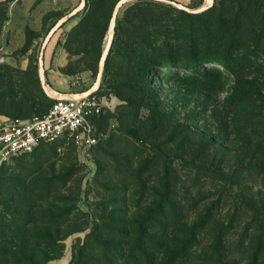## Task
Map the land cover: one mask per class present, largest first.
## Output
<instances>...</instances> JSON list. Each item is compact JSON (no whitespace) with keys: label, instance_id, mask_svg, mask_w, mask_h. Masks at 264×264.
<instances>
[{"label":"rangeland","instance_id":"374dc122","mask_svg":"<svg viewBox=\"0 0 264 264\" xmlns=\"http://www.w3.org/2000/svg\"><path fill=\"white\" fill-rule=\"evenodd\" d=\"M120 2L0 0V121L51 107L40 56L48 88L92 89ZM205 5L119 8L100 84L105 107L93 120L99 142L64 138L0 163V264H161L194 227L203 231L192 256L205 255L219 229L226 264H250L259 241L264 248V0L224 35L239 43L221 56L234 70L132 62L143 40L142 50L190 64L183 49L196 19L180 12Z\"/></svg>","mask_w":264,"mask_h":264},{"label":"trees","instance_id":"16d2710c","mask_svg":"<svg viewBox=\"0 0 264 264\" xmlns=\"http://www.w3.org/2000/svg\"><path fill=\"white\" fill-rule=\"evenodd\" d=\"M135 4L138 6L139 3ZM254 8V0H244V3H239L238 0L228 2L214 0L212 6L202 13L188 14L181 11V14L196 19L192 30L193 40L183 49V52L187 54L186 61L190 64L184 63L181 53L179 56L173 57V52H165L156 47L152 48L149 44V48L142 50L145 43L143 40L138 44V47H135L136 50L132 51V62L141 68L143 66L148 68L153 64L156 66L197 67L200 63H216L225 70H234L233 61L227 62V59H222L221 56L224 55L225 58H228V53L237 52L239 43L236 44L232 38L225 39L224 35L231 31L238 33L240 24L237 19L241 17V14L250 13ZM116 23H118L117 19ZM114 34L117 35L116 25ZM105 92L104 87L99 88V94H105ZM49 100L52 105L54 100ZM212 173L217 174L218 170H213ZM206 218L209 219L210 217L208 215L203 217V222ZM202 231L199 227L187 230V237H184L178 248L172 251L165 250V254L168 253V255H165L161 264H226L223 256L225 229H219L215 232L213 245L210 250L204 251L203 254L205 255L192 256L193 253H196L194 248L199 246L198 237ZM262 244V241L258 242V247H255L251 255L250 264H261L260 258L264 249Z\"/></svg>","mask_w":264,"mask_h":264},{"label":"built area","instance_id":"2783aa9c","mask_svg":"<svg viewBox=\"0 0 264 264\" xmlns=\"http://www.w3.org/2000/svg\"><path fill=\"white\" fill-rule=\"evenodd\" d=\"M98 92L77 99L54 100L40 117L0 121V163L64 138L86 146L99 142L101 134L93 120L101 116L105 103Z\"/></svg>","mask_w":264,"mask_h":264},{"label":"water","instance_id":"95a60500","mask_svg":"<svg viewBox=\"0 0 264 264\" xmlns=\"http://www.w3.org/2000/svg\"><path fill=\"white\" fill-rule=\"evenodd\" d=\"M133 0H121V2L117 5V7L115 8L114 10V13H113V18H112V22H111V26H110V30H109V41H108V44L107 46L105 47V50L102 54V57H101V61H100V64H99V74H98V78H97V81H96V84L95 86L92 88V89H89L87 91H84L80 94H73V95H61V94H56V95H53L52 93H50L48 91V86L45 85V82H44V69H43V57L40 56V59H39V66H40V72H41V82H42V86H43V89L45 91V93L47 94L48 97L54 99V100H60V99H77V98H81V97H85L93 92H96L97 90H99L100 88V84H101V80H102V70H103V67H104V64H105V60H106V57L108 55V51H109V48H110V45H111V42H112V39H113V36H114V33H115V25H116V15H117V11L119 10L120 7L126 5L127 3L131 2ZM213 1L214 0H210V2L205 5V6H202L200 9H198L197 11H194L192 13H202L204 12L205 10H207L208 8H210L213 4ZM82 7H79L78 9H81ZM70 15L65 17V18H62L58 24L55 26V28L52 30V33H54L60 26H62L68 19H69ZM51 35V34H50ZM50 35H48L47 39H49V37H51Z\"/></svg>","mask_w":264,"mask_h":264},{"label":"crops","instance_id":"0c3cea01","mask_svg":"<svg viewBox=\"0 0 264 264\" xmlns=\"http://www.w3.org/2000/svg\"><path fill=\"white\" fill-rule=\"evenodd\" d=\"M44 64V63H43ZM87 91V90H86ZM55 92V91H54ZM81 92H84V91H76V90H74V89H70L69 87H68V90L66 89V91L65 92H55L56 94H61V95H70V94H73V93H81Z\"/></svg>","mask_w":264,"mask_h":264},{"label":"bare ground","instance_id":"6f19581e","mask_svg":"<svg viewBox=\"0 0 264 264\" xmlns=\"http://www.w3.org/2000/svg\"><path fill=\"white\" fill-rule=\"evenodd\" d=\"M209 2H210V0H206V4H208ZM108 35H109V33H108ZM48 91L50 93H52L53 95H56V93L52 89L48 88Z\"/></svg>","mask_w":264,"mask_h":264}]
</instances>
